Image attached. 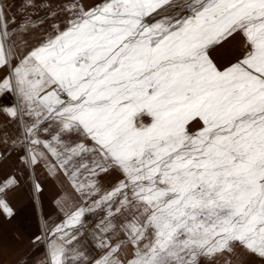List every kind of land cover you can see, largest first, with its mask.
<instances>
[{
	"label": "snow or ice",
	"instance_id": "obj_1",
	"mask_svg": "<svg viewBox=\"0 0 264 264\" xmlns=\"http://www.w3.org/2000/svg\"><path fill=\"white\" fill-rule=\"evenodd\" d=\"M0 118L16 264H264V0H0Z\"/></svg>",
	"mask_w": 264,
	"mask_h": 264
},
{
	"label": "crops",
	"instance_id": "obj_2",
	"mask_svg": "<svg viewBox=\"0 0 264 264\" xmlns=\"http://www.w3.org/2000/svg\"><path fill=\"white\" fill-rule=\"evenodd\" d=\"M14 160L15 157L13 156V161ZM20 171H23V169L20 168L18 171V166L10 165L6 168L3 174H0V179H2L3 176L7 175L8 172H17L19 175ZM41 175L42 174L39 173L38 171L37 176L39 177ZM41 182L43 185V191L38 194L39 202H40V207H39L35 193L29 187V181L21 177L20 187H17L13 191H10L7 197V201L14 210L15 215L11 219H9L6 215L0 214V231L2 230V232L7 233V231L11 230L13 231V235L15 238H21L18 235V231L20 229H27L28 231H30L31 235L39 230L42 221L41 219L47 217L50 211H52L48 208L47 201L45 198L47 181L41 180ZM30 210L32 211V214ZM22 215H24L25 219H27L28 217V220L18 221V218H20V216ZM29 237L28 238L26 237L24 239V243H20L19 248L21 250L19 252H14L13 254L6 253L3 258H0V263L4 262L7 264H16V261L23 254V251L27 250V248L29 247L28 245Z\"/></svg>",
	"mask_w": 264,
	"mask_h": 264
},
{
	"label": "rangeland",
	"instance_id": "obj_3",
	"mask_svg": "<svg viewBox=\"0 0 264 264\" xmlns=\"http://www.w3.org/2000/svg\"><path fill=\"white\" fill-rule=\"evenodd\" d=\"M235 52H236V49H235L234 46L225 45L223 48L218 49L215 52H212L211 53V56L214 59H216L217 63H221V62H227L229 60V58H231V57H233L235 55ZM0 119H2V118H0ZM47 183H46L47 188H46V191H45V198H46V201H47L48 208L50 210H53V203H52V201H53V197L55 195V192L52 189L51 184L49 182H47ZM30 212L32 214V211L31 210H30ZM51 212L52 211H50V213ZM24 220H28V217H27V219H25L24 218V215H22V216H20V218H18V221H24ZM18 226H19V223H18ZM0 232H2V230ZM4 235H5L6 238H10V239L14 238V239H12V243L18 245V247H19L20 243H24V239L26 237L28 238L31 234H30V231H28L27 229H20L18 231V235L21 238H15L14 235H13V231H11V230L10 231H7V233H4ZM6 253H8V252L6 251L5 254ZM5 254L3 255V257L5 256ZM231 259L233 261V264H236V258H235V256L231 257ZM0 264H7V263L2 262Z\"/></svg>",
	"mask_w": 264,
	"mask_h": 264
},
{
	"label": "bare ground",
	"instance_id": "obj_4",
	"mask_svg": "<svg viewBox=\"0 0 264 264\" xmlns=\"http://www.w3.org/2000/svg\"><path fill=\"white\" fill-rule=\"evenodd\" d=\"M35 196H36V199H37V201H38V204H39V207H40V202H39V196H38V194H35ZM42 209V208H41ZM43 212V211H42ZM42 220V219H41Z\"/></svg>",
	"mask_w": 264,
	"mask_h": 264
}]
</instances>
